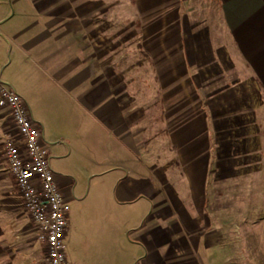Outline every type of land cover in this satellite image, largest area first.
Segmentation results:
<instances>
[{
    "label": "crops",
    "instance_id": "1",
    "mask_svg": "<svg viewBox=\"0 0 264 264\" xmlns=\"http://www.w3.org/2000/svg\"><path fill=\"white\" fill-rule=\"evenodd\" d=\"M143 6L160 9L151 24H161L165 41L153 56H165L164 71L187 73L171 90L167 82L163 87L161 120L175 131V145L174 165L162 170L153 168L151 142L141 141L136 111L111 94L106 63L89 62L90 53H99L89 41L98 44L105 33V0H0L2 77L28 105L42 85L52 95L48 103L71 112L84 107L83 98L119 143L107 168V161L89 159L84 189L79 172L62 163L54 169L69 204L81 208L69 211L65 235L74 263L233 264L236 255L239 264H264V0H143ZM190 28L195 46H187ZM29 108L43 124V112ZM14 133L10 112L0 107V264H38L44 245L2 150ZM69 140L66 151L50 147V162L71 148L83 153L81 143ZM243 184L250 185L249 199ZM234 209L256 212L235 242L233 227L217 223L219 216L231 220Z\"/></svg>",
    "mask_w": 264,
    "mask_h": 264
},
{
    "label": "rangeland",
    "instance_id": "2",
    "mask_svg": "<svg viewBox=\"0 0 264 264\" xmlns=\"http://www.w3.org/2000/svg\"><path fill=\"white\" fill-rule=\"evenodd\" d=\"M159 10V8L146 9L143 6V0H105V33L100 34L97 38V40L99 39L98 44H95V39L89 37L91 39L89 41V48L97 47L99 53H90L88 59L90 63L96 59L99 63H106V67L110 71H107L106 74L108 75V80L111 81V94H114V91L115 95H117L116 97L120 96L124 102H129L131 110L136 111L138 114V124L142 125L138 130H142L143 135H146L145 140L143 139L141 141L144 143L151 142L152 149H154L152 154L154 159L153 168L158 167L162 170L165 167L168 168L167 164L174 165L172 161L174 157L171 149L175 145L173 140L175 139V131L173 129L171 130L170 126L166 128L164 126V120H161V116L165 112L161 100L166 91L163 87L167 82L170 84L169 90H171V86H176L173 81H176L177 77H185L187 73H177L171 71V69L164 71L162 66H160V62L165 59V56L163 54H158L156 57L153 56L156 52L160 51L162 42L165 41L162 38L161 24H151L152 19L159 16ZM152 11L154 14H151ZM172 19L170 17L169 20L172 21ZM187 19L188 25H193V17L190 15L187 16ZM175 21H178V19L175 18L173 22ZM180 21V28L184 29V20L180 18ZM172 24L170 22V25ZM195 29L190 28L192 38L186 39L190 43H187V46L191 44L195 46L194 36L192 34V31ZM184 32L188 35L186 29H184ZM101 37L103 39H100ZM196 42L200 44L198 39H196ZM190 49L191 51L194 50L192 47ZM45 92L46 88L42 85L39 91L33 94L32 100H29V105L36 115V111L43 112L45 118L41 120L48 129L46 134L49 140L46 139L48 141H54L57 138H65L67 144H60V148H57V151H64L68 149L70 144L69 139L72 137L73 141L76 139L78 144L81 143L83 152L81 155L78 149L71 148L72 153L70 155L64 157H61L59 154H57V157L51 156V165L57 171L61 163L62 165L66 164V170H73L76 173L79 172L81 175L78 183L79 189H84L86 187L85 184L88 183L87 179H85V173L87 171L85 166L87 163H90L89 159L105 160L107 163L103 165V168H107L112 162L113 155L117 153L119 143L113 138L114 135L108 132L109 129L104 124L103 119L95 117V111L90 108L91 106L83 98H80V100L86 108L80 105H74V108L77 106V110L71 112V107L48 103L52 95ZM79 94L80 91L77 96ZM126 108H128V103L126 104ZM145 130H147L146 134H144ZM85 154L88 156L87 160ZM95 168H91V170ZM233 186V192H236L239 186ZM249 186L245 184L241 185L244 193L246 189L250 188ZM245 194L249 199L250 194ZM79 206L80 204L75 207V203L70 201V212L72 213L76 209L79 211L81 209ZM254 213L253 209L247 210L243 214L238 209H234L231 220H224V217L219 216L217 223L219 225L233 227L232 237L235 242L240 239V226L243 224H252L255 221L256 215ZM83 224H85V220ZM65 245V252L69 264H75L74 248L68 246L66 241ZM235 248L234 250L238 254V250ZM235 257L236 255L233 257V264H239L236 263ZM240 264H244L243 259Z\"/></svg>",
    "mask_w": 264,
    "mask_h": 264
},
{
    "label": "built area",
    "instance_id": "3",
    "mask_svg": "<svg viewBox=\"0 0 264 264\" xmlns=\"http://www.w3.org/2000/svg\"><path fill=\"white\" fill-rule=\"evenodd\" d=\"M0 107L10 112L15 125V133L5 140L2 149L37 238L44 245L38 264H69L65 235L70 204L50 162V147L66 143V139L45 140V125L33 116L18 90L3 79L1 70Z\"/></svg>",
    "mask_w": 264,
    "mask_h": 264
},
{
    "label": "trees",
    "instance_id": "4",
    "mask_svg": "<svg viewBox=\"0 0 264 264\" xmlns=\"http://www.w3.org/2000/svg\"><path fill=\"white\" fill-rule=\"evenodd\" d=\"M138 24H139V22H138Z\"/></svg>",
    "mask_w": 264,
    "mask_h": 264
}]
</instances>
